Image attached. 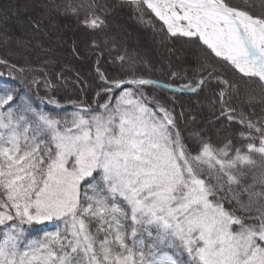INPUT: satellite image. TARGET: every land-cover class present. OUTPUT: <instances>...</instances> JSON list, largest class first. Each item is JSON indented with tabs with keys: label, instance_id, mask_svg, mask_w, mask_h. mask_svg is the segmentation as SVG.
Segmentation results:
<instances>
[{
	"label": "snow or ice",
	"instance_id": "1",
	"mask_svg": "<svg viewBox=\"0 0 264 264\" xmlns=\"http://www.w3.org/2000/svg\"><path fill=\"white\" fill-rule=\"evenodd\" d=\"M35 7L11 53L25 64L0 87V264H264V0ZM125 8L157 56L130 44ZM69 14L91 31L83 48L59 33ZM45 41L95 57L92 82L72 80L80 97L60 98L66 65L55 80L52 59L30 65ZM45 222L55 230L31 238Z\"/></svg>",
	"mask_w": 264,
	"mask_h": 264
},
{
	"label": "trees",
	"instance_id": "2",
	"mask_svg": "<svg viewBox=\"0 0 264 264\" xmlns=\"http://www.w3.org/2000/svg\"><path fill=\"white\" fill-rule=\"evenodd\" d=\"M35 2L36 0H0V9L4 6H14L17 8L19 7L21 13L18 18H20V20L24 22L23 25L22 24L20 25L24 26L25 30L30 31V29L25 26L27 24V18L32 14L39 15L41 11L40 9L35 7ZM74 2H79V0H74ZM27 13L29 15H27ZM118 16L120 22L121 23L125 22L126 23L125 27L130 29L127 31H132L130 32L131 45L139 47L141 51L147 50L154 57L159 54L158 50L155 49V45L153 44V33L151 28L139 24L137 20L134 18L130 9L128 8L123 9L118 14ZM55 22L58 29L61 30L62 34L65 37L76 38L80 42L81 48L84 47V44L88 41L89 37L91 36V31L87 29L85 26H83L75 16H72L70 14L67 16L56 17ZM158 26L159 25L157 22V27ZM11 30L15 31L16 29L15 28L13 29L11 26L9 27V25H6L3 21L0 20V32L7 31L12 36ZM69 31L71 32V36H69ZM63 45L65 46L56 47V53H55L56 57L54 63L48 65L46 69L49 75L51 76V78L55 80V74L62 70L61 66L62 65L67 66V69L64 71V75L68 77L69 83L67 89L62 90V92L60 93V98L62 102L65 96L72 99H76L82 95L79 91L78 86L72 83V80L74 79V77H72L73 71L80 72L82 77H84L89 82H92L93 77L95 75L94 56L89 59L78 60L73 56H70V54L72 53L70 41L64 43ZM16 51L17 50L14 48L12 43L5 45L2 42H0V58L7 59L9 62L8 67L4 65H0V87H5L14 83L13 77L16 76L17 73L12 72L11 75H9L11 64H16L17 66H23L25 64V60L23 57L19 55L11 54ZM115 55H117V53L115 52L112 53V56ZM28 61L32 67H39L40 65L43 64V61L41 62L36 54L29 56ZM101 68L102 70H107L109 73H111L113 70L107 53H105V56L102 60ZM154 78L160 79L162 82H169L167 80V76L161 75L160 73H156L154 75ZM42 94H43V89H41V95ZM93 94L94 93L91 90H87L86 98L91 99ZM163 95H169V93L165 91ZM177 95H181V94L178 93ZM188 98L189 97L186 94L183 95L182 96L183 102H187ZM245 110L247 111L249 109H245ZM205 114H207L206 111ZM48 223L49 222H45L44 224L41 225H34L32 227L31 238H40L44 235L45 232L49 231L47 230L49 225Z\"/></svg>",
	"mask_w": 264,
	"mask_h": 264
},
{
	"label": "rangeland",
	"instance_id": "3",
	"mask_svg": "<svg viewBox=\"0 0 264 264\" xmlns=\"http://www.w3.org/2000/svg\"><path fill=\"white\" fill-rule=\"evenodd\" d=\"M8 9V11L7 12H5L4 11V9ZM15 13V14H14ZM20 13H21V11L19 10V7L17 8V7H14V6H4V7H2L1 9H0V20L1 21H3L6 25H9V27L11 26L13 29L15 28L16 30L14 31V30H11L12 31V37H13V43H12V45L14 46V48L16 49V47H15V43H14V40H15V38L16 37H25V38H31L32 37V33H31V31H29V30H25V28H24V26H22V25H20L21 23H20V18H18L19 17V15H20ZM27 15H29L28 13H27ZM5 16H7V19H5ZM32 17H37L38 16V14H32L31 15ZM47 21H45V24L47 25ZM124 26L126 25V23L125 22H123L122 23ZM20 25V26H19ZM25 30V31H24ZM59 30V33L60 34H62V32H61V30L60 29H58ZM127 30H130V29H128L127 28ZM18 31V32H17ZM129 33L130 32H132V31H128ZM69 36H71V32L69 31ZM45 44L47 45V46H49L51 49H52V52H51V55L50 56H47V55H43V54H41V55H39L38 56V58H39V60L42 62H44V60H46V59H52L53 61L55 60V53H56V47H58V46H61V45H58V44H55V43H51V42H49V41H45ZM62 46H65V45H62ZM17 50V49H16ZM18 51V50H17ZM72 52V51H71ZM35 55V54H34ZM70 56H73L74 58H76V59H78V60H81V58H78V57H76V56H74L72 53L70 54ZM69 56V57H70ZM63 66L64 65H62L61 66V69H63ZM71 68H73V67H71ZM75 73H76V71H73V73H72V77H75ZM49 225H48V229L47 230H49V231H54L55 230V228H54V225H53V223L52 222H49L48 223ZM48 232V231H47Z\"/></svg>",
	"mask_w": 264,
	"mask_h": 264
}]
</instances>
